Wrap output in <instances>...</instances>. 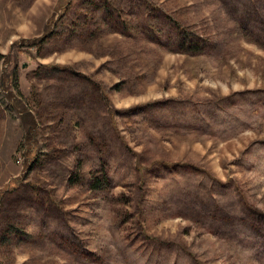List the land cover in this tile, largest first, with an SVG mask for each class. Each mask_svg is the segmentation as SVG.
Here are the masks:
<instances>
[{"label":"rangeland","instance_id":"obj_1","mask_svg":"<svg viewBox=\"0 0 264 264\" xmlns=\"http://www.w3.org/2000/svg\"><path fill=\"white\" fill-rule=\"evenodd\" d=\"M0 264H264V0H0Z\"/></svg>","mask_w":264,"mask_h":264}]
</instances>
